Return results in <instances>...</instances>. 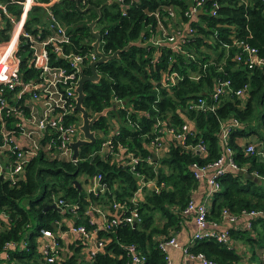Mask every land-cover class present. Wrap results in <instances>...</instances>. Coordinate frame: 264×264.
<instances>
[{"label": "trees", "instance_id": "trees-1", "mask_svg": "<svg viewBox=\"0 0 264 264\" xmlns=\"http://www.w3.org/2000/svg\"><path fill=\"white\" fill-rule=\"evenodd\" d=\"M107 1L86 0L82 4L80 0H58L50 6L56 19L66 27L74 52L90 51L92 38L87 24L97 17L93 8H99L95 28L100 34L99 49L103 54L128 43L139 45L132 44L116 58L98 63L94 68L98 81L83 83L81 105L88 116L106 107L113 106V110L92 124L95 140L78 148L76 161L44 157L39 152L26 162L17 180L0 176V250L5 244H13L3 250L5 257L0 264H124L129 259L130 245L145 257L144 264H166L165 254L157 248L158 238L154 236L160 234L168 239V231L175 229L182 217L181 210L192 200V192L198 186L192 165L205 166L220 156V127L229 119L239 123L230 128L227 137L236 164L245 166L247 173L256 171L264 176V165L243 152L242 144L247 141L239 142L260 126L264 131V65L247 68L243 60L234 61L236 53L244 55L242 45L255 48L264 61V0H214L215 16L207 13L211 1L206 0L202 4L205 12L190 23L186 13L192 0H110L106 4ZM0 3L11 14L17 13V6L10 0ZM86 5L93 8L81 11ZM167 8L178 15L176 25L189 23L193 31L181 47L186 54L165 44L155 48L147 44L157 21L167 35L171 34L172 26L166 21ZM41 12L38 7L31 8L24 28L34 31L41 21ZM155 13L159 18H155ZM0 18L3 20L1 14ZM8 28L1 23L0 39L7 37ZM171 71L177 73L178 79L172 85L161 86V75ZM83 72L89 74L88 66ZM224 80L229 82L231 92L212 100L210 93L216 82ZM243 85L248 87L245 96L236 97L234 92ZM198 99L205 106H212V110L191 107ZM113 100L122 101V106ZM9 122L10 119L7 127ZM114 124L116 133L110 128ZM183 124L188 126L185 143H202L204 155L165 137L166 128L178 129ZM261 131L258 132L264 138ZM110 133V149L101 157V144ZM158 137L164 140V146L161 156L153 160L149 148ZM44 142L41 138L39 147ZM130 157L137 159L131 166L127 165ZM96 175L100 176L99 183L105 185L104 190L97 194L84 191L81 183H89ZM138 177L152 182L154 189L146 186L134 197ZM218 182L220 189L211 197L208 219H217L223 208L234 214L250 209L264 213V180L253 181L228 168ZM52 199L75 206L74 213L65 209V205L64 211L46 208ZM90 203L100 208L107 222L114 220L111 216H127L132 208L140 222L115 220L108 229L98 228L91 219L96 214L85 213ZM113 203L120 206L119 210L112 208ZM63 217H69L73 225H81L86 231L95 230L97 240L108 239L102 251L89 258L84 253L80 255L84 248L81 240H66L63 248L64 239L58 234L67 228ZM40 229L55 235L58 249L49 254L51 262L45 260L36 242ZM252 232L253 235L243 231L238 236L264 249V216L254 220ZM20 242H26L25 246L18 247ZM187 251L202 252L219 262H234L238 257L213 239L194 240Z\"/></svg>", "mask_w": 264, "mask_h": 264}, {"label": "built area", "instance_id": "built-area-1", "mask_svg": "<svg viewBox=\"0 0 264 264\" xmlns=\"http://www.w3.org/2000/svg\"><path fill=\"white\" fill-rule=\"evenodd\" d=\"M57 1L10 0L13 5L17 6L15 15L8 12L5 5L0 3V14L3 16V20L0 18V25L4 22V24L9 26L7 37L0 39V176L11 181L17 180L22 175L26 162L39 152L44 157L62 158L72 162L77 160V157L75 160L71 159L72 149L70 146L71 142L82 137L78 130L80 117L78 112L74 110V89L80 72H83V69L88 66L90 61L95 60L96 56L91 46L88 53L81 54L71 50V41L66 27L56 19L50 9V6ZM85 1L80 0L82 4ZM192 1L186 13L190 18L189 23L196 21L198 16L205 12L202 4L206 0ZM210 1L211 5L207 13L210 16H215L217 5L214 0ZM33 7L42 9L41 21L35 25L34 31H29L24 28V24L27 20L28 12ZM198 9H201L199 15L196 14ZM166 15L168 18L166 21L172 26L171 34L167 35L161 22L157 21L154 33L147 44L154 48L165 44L174 51L186 54L181 50V47L187 38L192 37L193 31L189 23L176 25L175 22L178 15L172 8L166 9ZM154 16L156 19L159 18L156 13ZM241 52L244 55H241L240 52L236 53L234 61L243 60L247 68L264 65L263 59L257 56L255 48L242 45ZM153 56L155 60L157 57L155 54ZM21 65H23L22 68ZM189 74L191 75L190 72ZM177 79L178 75L175 71L166 72L161 75L159 84L167 87L174 84ZM247 89L248 87L243 85L234 94L236 97L242 98L245 96ZM227 92H231L229 82L227 80L217 81L213 91L210 93V97L212 100L217 101L220 96ZM113 102L122 106V101L120 100H113ZM191 107L199 110H212V106H205L201 99H198L196 104L193 103ZM9 119V127H7V120ZM238 125L239 123L235 119H229L221 125L219 142L222 149L220 156L215 161L205 166L197 167L194 164L192 165L193 177L197 181H203L208 186V191L202 200L199 202L190 200L181 210L182 216H191L196 226L191 242L201 239H213L218 243H226V233L215 232L209 227L214 228L217 222L221 220L233 223L239 216L248 219L263 218L264 216L263 211L258 209L242 210L238 214H234L223 208L219 213L218 219L211 220L207 218L208 202L212 195L219 191L218 178L224 171L229 168L234 171L242 170L243 173H247L245 166L239 167L236 164L233 150L227 145L230 128ZM187 130L188 126L183 124L178 129L166 128L164 134L165 137L169 136L180 146L189 148L198 155H204L205 147L202 143H185L184 139ZM112 133H116V131ZM110 135L111 133L106 136V140L101 144V157L110 149ZM16 138L26 140L25 147L18 149L15 145ZM41 138H44L45 142L39 147L38 141ZM163 141L161 137H158L155 143L151 145L150 149L155 159L156 156H161L162 154ZM242 149L247 155L253 156L256 162L264 165V152L258 150L255 143L247 141V143L242 144ZM115 155L116 153H114ZM136 161V158L130 157L127 165L131 166ZM249 174L256 180H264V176L259 175L256 171L249 172ZM99 179V175L91 178L86 192L93 194L102 192L105 185L99 183ZM152 185L154 186L152 182L143 181L141 177H138V186L134 192V197L139 195L146 186L150 188ZM51 203L60 211L68 209L70 213H74L75 206H66L61 199H52ZM63 205H65V209H63ZM112 208L119 210L120 206L113 203ZM90 211L96 214V217L91 218L92 222H95L97 227L102 229H108L109 225L115 220L127 223L140 222L135 208L130 209L127 216H111L114 219L111 222H107L105 214L98 206L91 203L88 204L85 213L88 214ZM69 232L77 234L84 244H89L86 252L87 258L101 252L108 240H97L95 230L86 231L81 225H70ZM38 233L39 237L48 239V242L42 245L39 250L45 256V260L51 262L52 256L49 254H53L58 249L55 235L47 229H40ZM25 244L26 242H20L17 246H25ZM8 245L13 246V244H5L0 250V259L5 257L3 250ZM167 245L177 246L171 236L168 239L158 238L156 246L159 250L164 252ZM182 250L185 256L198 260L200 264H232L207 258L202 252L189 253L184 248ZM127 252L129 259L124 264H144L145 257L139 254L132 245L127 247ZM164 259L166 264H169L166 254Z\"/></svg>", "mask_w": 264, "mask_h": 264}, {"label": "crops", "instance_id": "crops-1", "mask_svg": "<svg viewBox=\"0 0 264 264\" xmlns=\"http://www.w3.org/2000/svg\"><path fill=\"white\" fill-rule=\"evenodd\" d=\"M94 29L95 26H94ZM29 76H31L28 73ZM26 96H28L26 94ZM110 110H113V106L109 107ZM108 110V111H110ZM106 111V112H108ZM111 130H116L117 125L114 124L111 127ZM246 138V137H245ZM15 145L18 149H22L25 147L26 140H23V138H16ZM240 143L244 142V137L240 139ZM150 153L153 154L151 149L149 148ZM238 172V171H237ZM245 173H243L240 176H244ZM245 177V176H244ZM86 190L89 188V183L85 184ZM208 191V186L203 181H198L197 188L192 192V200L194 202H199L202 200ZM211 198L208 202V206L210 204ZM157 218V217H156ZM218 219V218H217ZM255 218L248 219L243 216H239L236 221L233 223L226 222L224 220L218 221L216 226L212 228L209 227L211 230H214L218 233H226L227 235V241L226 243H219L222 244L227 250H231L233 253H235L238 257L234 262H230L232 264H264V249L255 247L256 245H251L250 243L242 240L238 234L240 232L246 231L249 232V234L253 235L252 232V224L254 222ZM72 225L70 222L67 225L66 230L64 231H58V234L60 237H62L65 240H67V234H70L72 236V240H80L79 236L77 234H72L69 232V227ZM196 230V226L193 222V219L191 216H182L180 220L177 222L175 229H170L168 231L169 237H173L177 246H171L167 245L165 246L164 253L166 254L167 260L169 264H200V262L196 259L189 258L184 255V252L182 248L185 250H188V247L191 242V237L193 233ZM67 233V234H66ZM236 236V237H235ZM155 238L163 237L160 234H155ZM215 241V240H214ZM36 242L38 244L39 249L42 245L46 244L48 242V239L45 237H36ZM218 243V242H217ZM89 244H84L83 253L86 255H83L84 257H87V247ZM229 262V261H224Z\"/></svg>", "mask_w": 264, "mask_h": 264}, {"label": "water", "instance_id": "water-1", "mask_svg": "<svg viewBox=\"0 0 264 264\" xmlns=\"http://www.w3.org/2000/svg\"><path fill=\"white\" fill-rule=\"evenodd\" d=\"M109 1L110 0H108L106 2V4L109 3ZM89 8H93V7L86 5L83 9H81V11L88 10ZM93 9L97 13V17L95 19L91 20L87 24V29H88L89 35L92 38V42L90 43V46H91L96 58H95V60L90 61L88 64L89 74H86L84 72H80L77 84H76L75 89H74V91H75L74 110L76 112H78L79 117H80V124L78 125V130L80 131L82 137L79 139H76L75 141L70 143V146L72 149V155H71L72 160L76 159L77 150L80 146L93 144V142L95 140V133H94V130L91 129V126L97 120V118L104 116L106 114V111L110 110L109 107H106V108H103L101 111L96 112V113L92 114L91 116H88L87 112L85 111V109L81 105V101H82V98L84 95L83 83H85V82L95 83L98 81L99 75L96 73V71L94 69L98 63H103L107 60H111V59L116 58L120 51L126 50L132 44L133 45H139V42L128 43L125 46H123L121 49L115 50L108 55H104L102 52H100L98 49V44L100 41V34H99V31L97 29H94L95 24L97 23L98 19L100 18V14H99V8H93ZM200 13H201V9H198L196 14L199 15ZM150 154L153 156V160H155L154 154H152V153H150ZM237 174L242 175L243 171L238 170ZM244 176L247 179H252L253 181H256V178H254L249 173H245ZM75 184L77 185V188L80 189L79 183L75 182ZM150 188L154 189V186L152 185ZM46 208H55V209L59 210L57 207H55V205L53 203L47 204ZM52 227H54V225H52Z\"/></svg>", "mask_w": 264, "mask_h": 264}, {"label": "rangeland", "instance_id": "rangeland-1", "mask_svg": "<svg viewBox=\"0 0 264 264\" xmlns=\"http://www.w3.org/2000/svg\"><path fill=\"white\" fill-rule=\"evenodd\" d=\"M255 126H256V124H255ZM260 129L263 130L262 127L260 126V128H257V132L254 131L253 133H249V135H247L246 138L244 137V141H250L252 143H255L258 150L264 152V138H261V136L258 132V131H261ZM261 132H262V135L264 137V131H261ZM78 179L81 181L82 180L81 176ZM81 186H82V189L85 191L86 190L85 183L82 182ZM62 220H63L62 222L65 225H68L71 222V219L69 217H63ZM72 239H73L72 236L70 234H67V240H72ZM66 242L67 241L65 240L64 244L62 245L63 248H65ZM81 253H83V252H80V255H81Z\"/></svg>", "mask_w": 264, "mask_h": 264}]
</instances>
